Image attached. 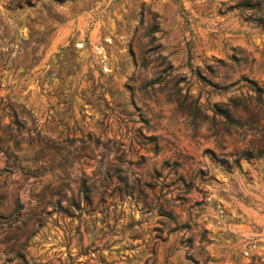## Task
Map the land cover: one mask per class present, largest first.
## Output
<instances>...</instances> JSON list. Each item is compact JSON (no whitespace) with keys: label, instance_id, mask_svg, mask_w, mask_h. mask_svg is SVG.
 Returning a JSON list of instances; mask_svg holds the SVG:
<instances>
[{"label":"rangeland","instance_id":"374dc122","mask_svg":"<svg viewBox=\"0 0 264 264\" xmlns=\"http://www.w3.org/2000/svg\"><path fill=\"white\" fill-rule=\"evenodd\" d=\"M0 264H264V0H0Z\"/></svg>","mask_w":264,"mask_h":264},{"label":"trees","instance_id":"16d2710c","mask_svg":"<svg viewBox=\"0 0 264 264\" xmlns=\"http://www.w3.org/2000/svg\"><path fill=\"white\" fill-rule=\"evenodd\" d=\"M244 5H248V6H251V7H258L260 5L259 2H255V3H251L249 1H244L243 2ZM258 100L260 101V98H258ZM220 114L223 116V118L225 120H227L228 122H231L232 121V116H231V113H230V110L229 108H221L220 109ZM80 191H83L84 193H87L89 190L86 186V184L84 182L81 183L80 185ZM18 205V204H17Z\"/></svg>","mask_w":264,"mask_h":264}]
</instances>
